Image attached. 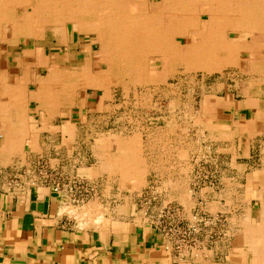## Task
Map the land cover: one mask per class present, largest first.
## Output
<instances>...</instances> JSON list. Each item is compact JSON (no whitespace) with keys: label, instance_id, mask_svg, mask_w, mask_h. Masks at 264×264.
<instances>
[{"label":"rangeland","instance_id":"1","mask_svg":"<svg viewBox=\"0 0 264 264\" xmlns=\"http://www.w3.org/2000/svg\"><path fill=\"white\" fill-rule=\"evenodd\" d=\"M149 1L153 8L163 3V0ZM198 8L196 6L195 14H198ZM29 11L30 8H23L19 12V20ZM199 15L200 28L190 29L187 33L181 31L172 39L177 54H187L188 57L169 66L159 55L146 53L142 67L132 75L124 72L121 59L102 52L101 43L94 35L78 34L70 27L65 35L56 31L53 36L47 30L48 33L37 40L35 47L45 50L53 63L61 64L64 69L65 65L74 69H79L80 64L84 67L83 60H79V51L85 52L83 58L89 57L91 52L89 58L93 59V74L105 78L101 82L106 85L103 89L106 93L102 89L78 88L73 78L70 82L74 83L66 85L65 89L71 86L70 91H75L76 107L65 109L59 101L56 112L49 114L44 109L39 112V104L33 95L38 85L32 87L33 103L30 116L25 120L29 126V137L24 140L23 146L27 145L17 159L26 166L36 160V173L40 180H43L39 176L40 171L58 169L64 176L85 182L94 190L95 198L75 206L91 207L99 219L102 218L101 221L109 218L135 219L136 223L147 224L153 230L162 221L168 228L175 221L191 223L201 229L207 223L208 239L204 243L202 236V244L195 245V248L201 245L210 248L221 240L231 251L243 235L241 220L254 224L260 203L264 201V71L252 66L250 72H244L243 61L248 56L240 51L235 52L238 65L229 63L218 40H214L212 45L209 43L210 46L205 45L202 50L207 59L212 55L208 60L212 68L200 65L193 55L199 39L204 36L208 17L202 13ZM224 18L221 23L217 22V29L222 31L226 44L237 46L235 42L241 34L238 31L229 33L227 30L234 24L228 17ZM186 23L182 20L177 25ZM228 33L229 37L226 36ZM20 41L24 43L22 38ZM255 41V38H249L247 44L258 47L259 43ZM23 43L19 44L20 48ZM254 56L258 59L264 54L254 53ZM108 59L110 69L103 63ZM257 62L263 61L258 59ZM34 72L37 80L46 77V71L34 69ZM247 82L248 85L245 84ZM248 98L254 100L249 104L242 103ZM81 99H85V107L79 118ZM233 110H239L237 118L241 122L230 125L228 129L222 127L225 123L220 119L222 114ZM229 118L228 113L226 119ZM136 138L138 140L134 141ZM11 164L9 162L8 165ZM57 165H63L64 171ZM26 166L8 167L7 170L8 173L11 170L13 174L28 176L30 173ZM125 167L133 172L124 173ZM103 194H112L115 198L108 204ZM129 201L132 206L131 212L127 213L129 208L123 210L120 207Z\"/></svg>","mask_w":264,"mask_h":264},{"label":"crops","instance_id":"2","mask_svg":"<svg viewBox=\"0 0 264 264\" xmlns=\"http://www.w3.org/2000/svg\"><path fill=\"white\" fill-rule=\"evenodd\" d=\"M242 1L248 14L243 20L238 19L240 22L231 20L234 25L228 32L238 31L241 34L238 37L245 35L247 41L255 38L259 46H254L253 53L264 54V49H260L264 48V1ZM20 43L23 42L0 40V168L3 169L0 174V264H257L252 246H256L259 253L264 247L259 239L251 243L239 239L232 252L221 240L210 248L201 245L178 251L172 242L147 224H138L129 218L101 221L89 206H75L66 194H52L36 173V160L26 166L17 159L27 143L18 149L5 145V140L17 129L18 120L29 118L33 103L31 88L35 85V72L28 66L27 45L23 43L20 48ZM84 54L79 51V60H83ZM247 100L253 101L248 98L242 103H248ZM83 102V99L79 100V118L84 109ZM238 112L223 113L220 119L226 124L222 127L239 124ZM228 113L230 118L226 119ZM9 162L12 164L8 165ZM15 166L28 167L30 174L22 176L11 170L8 173L7 168ZM62 166L56 167L64 171ZM102 196L108 204L115 198L112 194ZM131 206L129 201L120 208H129L127 213H130Z\"/></svg>","mask_w":264,"mask_h":264},{"label":"bare ground","instance_id":"3","mask_svg":"<svg viewBox=\"0 0 264 264\" xmlns=\"http://www.w3.org/2000/svg\"><path fill=\"white\" fill-rule=\"evenodd\" d=\"M242 2H243L242 0H163L162 6H160L158 8L157 7L153 8L152 3L149 0H0V40L3 42L17 43V42H19V39L22 38L24 40V43L28 47V49L26 51L28 61H29L28 66L33 67L34 69H37V70L46 71V77L45 78L40 77L38 80L35 79L36 81H35L34 88H36L38 85V87H37L38 89L37 90L34 89L33 95L35 96L34 99L39 104V112H41L44 109L46 111V113L52 114V112H56L55 110L57 109V106L59 105L58 104L59 101H60L61 106H64L65 109L71 108V107L72 108L76 107L77 103H75V95H76L74 93L75 91L74 92L70 91L72 89L71 86L68 87L67 89H65L66 85H70V84L74 83V82L73 83L70 82L73 78L77 82L76 87L82 88V89L91 88L93 90H100V89L103 90L105 84L103 82H101V80H104L105 78H99V76H96L97 75L96 73L93 74V70H92L93 69V59L89 58L91 55V52H89L90 55L87 52L89 57L83 58V62L85 63V66L84 67L80 66L79 69H78V67H75V69L73 67H68V65H65L66 69H64L61 67V64L55 65L53 63L51 56H47L45 54V50H40V49H37L35 47L37 40L39 38H44L45 37L44 34H46L47 30H49V32L53 36H55L56 31H58L60 33V35H65L66 31L70 27L73 32H76L78 34L83 32V33L94 35L97 38V40L101 43L102 52H105L106 54L108 52L107 55H112L113 57L115 55L119 58V60L121 59L124 63V72L132 75V73H136L138 71V68L145 61V58H143V55L146 53H153V54L155 53V54L159 55L161 57L163 63H165L166 65H169V66L171 64L173 65V64L177 63L178 61L183 60L186 57H188L187 54H185V55L177 54L178 52L176 50V46L174 45L175 43L173 44V42H172V39L176 35L182 33L181 31L187 33L190 29L200 28L199 27V20H200L201 15H199V14L202 13V15L205 14L208 17V19L206 22V27L204 29V36L202 37V39H199L200 41L198 42L197 50L195 51L196 54L194 53L195 55H193L194 57L197 58L196 61H198V63L200 65L205 67L206 65H209L208 60L212 59L211 58L212 55L209 57L210 59H207L208 58L207 55L203 54L202 50L205 47V45L208 46L209 43L212 45L215 42L214 40H218V42L220 43V47L222 48L221 50L223 52H225V55H227L228 60H230L229 63H235L236 65H238L235 52L240 51V52H243L245 55L248 56V58L246 60L244 59V61H243L242 68H243V70H245L244 72H250L249 70L252 66L259 67V68H261V70L263 68V70H264V57L260 56L261 58H258V59L263 61L262 63L257 62L258 59L255 58L254 53H253V49H255V47H250L247 44V37L245 35H244V37L239 38V40H237V42H235V44L237 46L232 47V46L226 44L222 31L220 29H217L218 28L217 22L224 20L225 19L224 17H228L229 20H238V19L243 20L245 18L244 16L248 13L246 12L244 7L242 6ZM254 2H256V1H254ZM246 5H248V4H246ZM196 6L199 7L198 8V14H195ZM23 8H26V9L30 8V11L24 13L21 20H19V12L22 11ZM196 15H198V17H196ZM181 18H183L182 19L183 21L187 22L186 23L187 25H185V24L184 25L183 24L177 25V22L179 23L180 21H182ZM189 21H192V22L190 23ZM200 23H201V21H200ZM179 25H180V27H179ZM246 25H243V26H246ZM247 26L249 27V25H247ZM235 27H236V25H235ZM248 30H249V28H248ZM227 31H229V30H227ZM252 31H253V29H252ZM3 34H6V35H3ZM42 35H43V37H42ZM60 37H62V36H60ZM263 39H264V36H263ZM64 41H65V39H64ZM30 44L32 45V48L30 47ZM210 44H209V46H210ZM213 47H215V46H213ZM182 51H183V49H182ZM102 57H104V56H102ZM239 61H240V59H239ZM103 63L106 66H109V69H110V60L109 59L107 60V62L103 61ZM120 65L122 66L123 64H120ZM228 65H231V64H228ZM115 70H117V69H115ZM168 71H170V70H168ZM254 72H255V70H254ZM256 72H257V70H256ZM260 72H262V71H260ZM117 73H119V72H117ZM140 75L143 76V74H140ZM121 76H124V74H122ZM36 78H37V76H36ZM146 78H147V76H146ZM146 78H143V79H146ZM249 79L250 78H247V80H249ZM215 82H217V81H215ZM107 84H109V83H107ZM245 84L248 85V82ZM253 86H255V85H253ZM19 88H20V86H19ZM18 91H20V89ZM20 93H21V91H20ZM104 93H106V92L104 91ZM9 96H10V94H9ZM102 99H103V97H102ZM216 99H215V101H216ZM18 100H19V97H18ZM84 101H85V99H84ZM103 101H104V99H103ZM247 102H248V100H247ZM254 112H255V109H254ZM260 112H261V110H260ZM14 113H16V112H14ZM22 114H23V112L20 115L22 116ZM54 114H56V113H54ZM260 115H261V113H260ZM262 115L264 117V114H262ZM190 116H192V115H190ZM42 117L44 118L45 116H42ZM258 117H259V115H258ZM263 117H262V120H263ZM25 120H26V118H24V119L21 118L20 120H18L19 125L16 126L17 129L15 128V131H14L17 134H14V132H13V134L8 136L9 137L7 139L8 141H6L7 144H5V145H7V147L11 146L13 149V148H17L18 146H19V148L23 146L24 140L29 137V126L26 125ZM251 122H252V120H251ZM200 124H201V122H200ZM207 127H209V126H207ZM214 128H216V127H214ZM10 133H12V130L10 131ZM246 135H247V132H246ZM112 136L114 137V135H112ZM149 137H151V136H149ZM115 139H117V138H115ZM135 140L137 141L138 139L136 138V139H134V141ZM225 140H226V138H225ZM111 141H112V139H111ZM222 141H224V140H222ZM218 143H221V142L219 141ZM135 144H136V142H135ZM114 145H115V143H114ZM140 150H142V149H140ZM142 152H143V150H142ZM102 154H100V155H102ZM114 156H116V155H114ZM261 156H262V154H261ZM135 158H137V157H135ZM98 159H99V157H98ZM109 159H110V157H109ZM113 159H115V158H113ZM135 161H137V160L135 159ZM125 164H126V162L124 163V165ZM137 164H139V163H137ZM141 164H143V161L141 162ZM134 165H136V164H134ZM126 167H128V166H126ZM138 167H139V165H138ZM235 169H237V168H235ZM130 170L128 168H126L124 173H126L127 171H129V173H130ZM239 170H240V168H239ZM254 171H255V169H254ZM120 172H121V170H120ZM181 173H183V172H181ZM127 174H128V172H127ZM241 174L242 173H240V175ZM251 174H252V171H251ZM253 184H255V183H253ZM246 187H248V186H246ZM256 192H258V191H256ZM252 193L253 192H251V195H252ZM260 193H262V192H260ZM258 197L260 198V195ZM94 203H96V202H94ZM261 204L262 205L259 208L258 215L256 217V220L254 221L255 222L254 224L251 225L248 222V220H246L245 222H244V220H241L242 222H241L240 226L242 227V230H240V231L243 232V235L240 237V240H244L245 243L246 242L251 243L252 240L259 239V243L262 244V246H264V201H262ZM240 216H242V215H240ZM244 216H245V214H244ZM101 220H102V218H101ZM239 220H240V218H239ZM233 227H234V225H233ZM252 247H253V251H254L253 255L256 257V263L257 264H264V247H261L262 249L259 253L256 251V246L255 247L252 246ZM237 250L238 249H236V251ZM248 251L249 250H247V252ZM237 261H238V259H237Z\"/></svg>","mask_w":264,"mask_h":264},{"label":"built area","instance_id":"4","mask_svg":"<svg viewBox=\"0 0 264 264\" xmlns=\"http://www.w3.org/2000/svg\"><path fill=\"white\" fill-rule=\"evenodd\" d=\"M44 172V173H42ZM2 171L0 170V174ZM39 176L43 177V183L49 187L52 194L61 196L66 194L67 199L73 205L84 204L85 202L93 199L95 197L94 190L88 186L85 182L79 179L69 178L64 176L62 172L57 170H48V172L40 171ZM162 213V211H161ZM164 214V212L162 213ZM163 219V216H162ZM207 223H204L203 229L199 226L195 227L191 223H182L181 221H175L171 227L168 228L165 226V223L162 221L158 226H154V229L157 233L162 235L165 239L172 242L178 251H182L188 247H194L195 245L201 243V237L205 243L208 239ZM163 226V227H162Z\"/></svg>","mask_w":264,"mask_h":264}]
</instances>
